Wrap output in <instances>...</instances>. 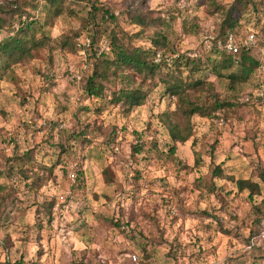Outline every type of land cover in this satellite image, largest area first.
<instances>
[{
    "label": "rangeland",
    "instance_id": "rangeland-1",
    "mask_svg": "<svg viewBox=\"0 0 264 264\" xmlns=\"http://www.w3.org/2000/svg\"><path fill=\"white\" fill-rule=\"evenodd\" d=\"M16 1L43 22L41 0ZM210 1L66 0L58 16L47 18L42 30L54 45L76 32L75 46L54 50L51 64L41 51L0 78V264H72L81 249L89 260L110 261L119 252H137L139 247L145 248L147 264H264V219L258 224V238L247 243L260 196L249 201L246 192L238 193L232 183L211 175L219 166L225 176L257 182L264 194V184L256 177L264 169V103L232 107L224 113V124L221 120L217 125L210 121L215 114L204 108L190 118L192 136L176 145L170 157L169 139L156 117L174 110L175 99L164 94L157 71L145 86L144 105L129 112L109 105L107 97L87 98L83 91L94 61L95 45L86 47L93 29L90 3L107 9L129 35L138 28L128 23V12L160 18L162 26L155 30L165 37L164 52L200 55L209 58L208 66L220 55L204 46H212L222 20ZM213 1L227 8L234 0ZM115 23L96 18L100 50H105L103 40ZM190 25L195 32L185 35L182 28ZM152 31L147 28L144 34ZM235 31L237 40L253 34L250 55L264 59V0H252ZM9 32L1 30L0 41ZM192 78L210 83L219 98L238 100L257 91L264 95V77L258 85L256 73L232 86L209 69ZM197 99L210 101L206 93ZM137 141L139 155L132 152ZM25 152L31 156L23 165L26 175L46 179L38 189L29 188L30 179L16 168L8 173L9 160ZM101 170L106 171L105 181ZM53 198L56 216L47 222L46 207ZM118 206H140L154 219L142 225L134 240L114 238L101 220L109 219Z\"/></svg>",
    "mask_w": 264,
    "mask_h": 264
},
{
    "label": "trees",
    "instance_id": "trees-1",
    "mask_svg": "<svg viewBox=\"0 0 264 264\" xmlns=\"http://www.w3.org/2000/svg\"><path fill=\"white\" fill-rule=\"evenodd\" d=\"M45 6L43 22L40 24L34 15L26 12L16 0L0 1V31L10 30L3 40L0 41V78L13 67L22 62H27L39 52L44 51L47 54L48 63L51 64V53L64 46H75L78 33L69 32L57 40L54 45L50 37L45 35L42 30L47 18H54L64 9L66 0H41ZM209 6L213 8L214 13L221 14L222 20L217 28V36L208 52L219 54L217 62L209 58L205 60L199 55L196 58L178 55L176 53H165V37L156 28L162 26L160 18H152L149 13H127V20L130 25L138 28L132 34L123 32L115 23V18L107 10L93 3L89 4L88 17L93 29L87 39V48L95 45L91 57L94 59L89 74H86L84 94L87 98L107 97V103L112 107H117L122 112H129L135 108L142 107L147 97L145 86L154 76L155 71L159 73L157 82L162 85L163 92L169 97L175 99L174 110H166L157 115V121L165 129L169 139L166 154L173 156L176 145H182L192 136V125L190 118L198 115L204 108L215 114L214 118L220 117L224 124V113L232 107H239L240 104L236 98L230 100L225 97L219 98L212 93V85L201 79H193L192 75L209 69L210 73L216 78L225 79L229 86L245 83L248 78L255 73L258 67V58L250 55L251 50L244 51L239 49L236 54L227 53L217 47V42L221 41L226 34H232L238 38L235 28L239 17L248 11L252 6V0H234L233 3L224 8L215 4L212 0ZM235 14V16H234ZM237 14V16H236ZM96 18L102 22L115 23L114 28L110 29L105 37V50H100L96 45L99 36ZM14 25L16 28H14ZM150 28L153 31L146 35L145 29ZM194 25L184 26L182 31L185 35L194 34ZM144 34V35H143ZM218 39V36L222 35ZM145 39V40H143ZM255 42L256 39L254 38ZM138 41V44L135 42ZM100 42V41H99ZM140 42V43H139ZM142 43H146L142 44ZM236 67V71L231 69ZM226 71V74H222ZM80 80V77L76 80ZM208 94L210 101L200 102L197 96ZM107 94V95H106ZM244 106V105H243ZM137 135V134H134ZM138 137V136H137ZM139 138V137H138ZM141 144L132 146V152L139 155ZM31 161L29 152L21 156L13 157L9 160L8 173L10 169L16 168V171L27 180L31 189H38L44 185L46 179L41 175L29 177L26 175L27 170L23 168L26 163ZM103 180H107L106 171L101 170ZM212 177L222 179L234 185L236 192H246L247 199L252 201L253 196H260V201L253 206L256 216L253 217L252 228L249 230L247 243L258 238V224L264 219V194L260 192V186L257 182L250 179H233L231 176L222 174L219 166H215L212 171ZM257 179L264 184V169L260 168ZM134 178V177H133ZM3 188L0 187V196ZM7 193V192H6ZM1 199V198H0ZM0 200V206L2 204ZM54 198L47 204L46 217L47 222H53L55 212L53 211ZM1 214V207H0ZM153 215L148 211L138 207L123 208L118 206L109 219H102L108 230V234L116 238L121 236L125 241L134 240L133 235L141 234L142 225L152 221ZM100 220V219H99ZM72 246L70 245V250ZM74 248H72L73 250ZM76 251V250H73ZM129 254H136L137 261L135 264H147V255L144 247H139L137 252L122 253L119 252L106 261L104 258H96L94 261L86 257L85 249L75 252V259L72 264H132Z\"/></svg>",
    "mask_w": 264,
    "mask_h": 264
},
{
    "label": "built area",
    "instance_id": "built-area-1",
    "mask_svg": "<svg viewBox=\"0 0 264 264\" xmlns=\"http://www.w3.org/2000/svg\"><path fill=\"white\" fill-rule=\"evenodd\" d=\"M205 49L208 50L209 46L206 45ZM217 47L220 48L221 50L230 53V54H236L239 49H243L244 51L251 50L255 48V40H254V35L253 34H248L245 36L243 39L237 40L234 35L232 34H226L224 38L221 41L217 42ZM193 57L196 56V54L192 55ZM256 78L258 85L262 83V79L264 77V59L262 57H259L258 59V67L256 68ZM77 80L78 77H75ZM238 102L240 104L250 106V107H257L261 106L264 103V95L261 91H257L256 93H251V94H244L241 95L238 98ZM210 121L217 125L218 123L221 124V119H216L214 117L210 118ZM70 181L72 182L74 179L73 173H70L69 175ZM170 212L173 213L172 208L169 209ZM128 257L130 258V262L132 264H135L137 261V255L136 254H129ZM101 264H104L102 260H100Z\"/></svg>",
    "mask_w": 264,
    "mask_h": 264
},
{
    "label": "crops",
    "instance_id": "crops-1",
    "mask_svg": "<svg viewBox=\"0 0 264 264\" xmlns=\"http://www.w3.org/2000/svg\"><path fill=\"white\" fill-rule=\"evenodd\" d=\"M81 244V243H80ZM82 245H83V242H82Z\"/></svg>",
    "mask_w": 264,
    "mask_h": 264
}]
</instances>
